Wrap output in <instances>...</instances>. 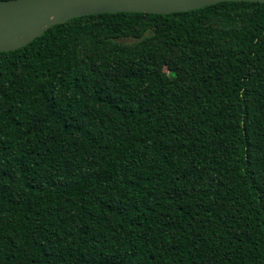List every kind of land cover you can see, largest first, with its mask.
<instances>
[{"label": "trees", "instance_id": "trees-1", "mask_svg": "<svg viewBox=\"0 0 264 264\" xmlns=\"http://www.w3.org/2000/svg\"><path fill=\"white\" fill-rule=\"evenodd\" d=\"M0 264H264V3L0 52Z\"/></svg>", "mask_w": 264, "mask_h": 264}, {"label": "water", "instance_id": "water-1", "mask_svg": "<svg viewBox=\"0 0 264 264\" xmlns=\"http://www.w3.org/2000/svg\"><path fill=\"white\" fill-rule=\"evenodd\" d=\"M223 1L264 0H0V52L29 44L48 28L71 18L99 13L167 14Z\"/></svg>", "mask_w": 264, "mask_h": 264}, {"label": "rangeland", "instance_id": "rangeland-1", "mask_svg": "<svg viewBox=\"0 0 264 264\" xmlns=\"http://www.w3.org/2000/svg\"><path fill=\"white\" fill-rule=\"evenodd\" d=\"M166 71H168V69L166 68Z\"/></svg>", "mask_w": 264, "mask_h": 264}]
</instances>
